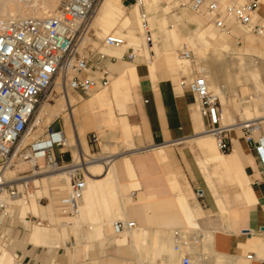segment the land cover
I'll return each mask as SVG.
<instances>
[{"label":"crops","instance_id":"1","mask_svg":"<svg viewBox=\"0 0 264 264\" xmlns=\"http://www.w3.org/2000/svg\"><path fill=\"white\" fill-rule=\"evenodd\" d=\"M133 8L134 5L132 6ZM148 10H150V7H148ZM258 15L264 20L262 15ZM198 18H200L202 27H204L203 24L206 23L207 19L204 15L200 17L199 15L193 16L194 21L198 20ZM183 37L185 38L186 36ZM183 42L184 40L180 38L172 40V44L187 46ZM162 44L163 41L159 39L158 48L160 53L164 54L165 48ZM124 53L125 51L114 49L109 50L107 55L114 57L118 61V67L112 76L118 75L127 65L134 64L136 67L137 83L130 87L131 99L122 115L136 128L138 133V124L132 123L129 119V115L136 111L143 127L145 138L144 146L131 155L142 151L153 152L149 155L135 158L131 155L124 156L119 162H116L115 158L113 159L116 180L122 185L126 203L122 208V217L116 218L114 221L124 217L131 220L130 218L133 217L136 225L146 230L147 237L145 239L133 237V231L130 230L127 231L128 236L126 238L120 237L121 240L119 235L115 238L105 237L89 242H78L76 240L77 243L88 245L90 250L94 247L95 242H99L103 247L101 254L106 258L104 264H123L122 260H130L135 264H179V256L173 250L171 232L174 227H178V224H183L179 227L185 229L186 221L189 219L197 227L193 232H199L202 237L205 234L209 238L210 248L214 252L211 255L212 264L216 261V253L226 255L229 264H264L263 166L252 145L244 138L241 127L231 129L232 148L230 152L222 153L216 145L215 137L214 141L212 139V143L205 139L209 132L206 127L205 129H198L199 114L196 110L193 112L189 92L183 91L182 88L184 87L182 84L179 87L175 83L177 80L175 76L183 74V72L181 70H173L166 65L163 57L156 58L154 51H151V54L155 62L146 60L143 52L141 53L144 58L136 59L137 63H134L135 61H125ZM164 68L165 76L159 79L158 72ZM74 96L78 99V96L75 94ZM80 97L82 98V96ZM93 98L87 100L81 106L86 113L85 116L80 114L82 120L79 119L84 133L91 130L90 128L96 129L92 118L93 110L89 107ZM72 107L70 110H73ZM64 125L65 122L61 124L59 129L63 128L65 130L66 127ZM117 135L122 134L116 132ZM81 141L82 139L79 141L80 147L82 142L84 145V141ZM185 142H189L190 146H184L183 150L197 149L199 152L200 169L199 171H193L197 175L194 177L184 168L186 165L184 156L187 157L188 154L184 151L183 155L174 148V146ZM81 149H83V146ZM57 156L63 158L59 151H57ZM126 158L131 160V167H129ZM168 161H170V167ZM161 164L166 167V176H168L167 173L170 170L173 177L171 183L169 182L170 179H167L169 177H162L159 169ZM188 164L195 167L198 163L193 159ZM180 167L184 168L185 175L181 173ZM202 174L205 179L200 176ZM99 178H103V175H99ZM219 181L230 183L236 189L239 204H233L230 201L229 193L220 189ZM132 182H137L138 186L132 188L130 186ZM53 190H57V187H54ZM57 194L60 193L57 192ZM142 195L147 198L153 197L154 199H138ZM134 197L137 198L135 199ZM169 197L173 199V207L177 206L172 209L173 213L170 211L173 218L170 217L167 220L164 215L166 211L158 210L155 205V199ZM52 210L55 211V208L53 207ZM44 213L49 217V213L41 208L39 215ZM177 213L179 214L178 216ZM18 216L22 218L20 214ZM176 216L181 223H177ZM22 219L21 221L26 222L25 218ZM56 219L59 220V216ZM66 226L65 234L63 227L61 230L54 227L52 232L48 231V228L41 229L39 227L40 243H36L32 239L33 231L36 228L33 226L26 243H24L23 248L16 250L14 258L0 245V264H11L13 260L14 264H76L75 261L78 262L82 253L85 252L86 255H89L87 253L88 248H85V250L76 249L70 258L67 256L66 261H61V263L57 262L59 252H53L54 249L61 245L67 246L70 226ZM27 230L25 226H14L7 223L3 227L5 238L0 239H11L12 242H17L23 238ZM17 231L19 233L16 238ZM31 244L34 246L30 248ZM111 244L115 246V255L113 256L107 251V247ZM41 246H49L51 248H40ZM126 246L132 251L133 258L128 259L123 254L125 251L123 247ZM5 253L7 255L6 259L2 260L1 255ZM171 253H174V256L170 255ZM250 255H254V258L250 259ZM109 257H115L114 261H107ZM96 260L94 257L87 264H92Z\"/></svg>","mask_w":264,"mask_h":264},{"label":"built area","instance_id":"2","mask_svg":"<svg viewBox=\"0 0 264 264\" xmlns=\"http://www.w3.org/2000/svg\"><path fill=\"white\" fill-rule=\"evenodd\" d=\"M103 1L60 0L54 15L47 18L0 17V170H9L20 163H32L37 167L40 160L50 170H65L69 187L62 198L61 208L69 216L80 213L87 187L84 165L72 156L70 162H62L57 156V151L64 158L71 150L63 128H55L52 123L43 134L33 139L30 137L40 108L55 85H65L66 89L80 96H89L108 85V56L86 44L94 15ZM163 3L170 7L168 14L172 15L178 10L205 12L209 21L222 32H230L234 26L255 34L264 31V25L256 18L258 0L241 3L237 0H168ZM135 4L140 7L145 38L153 44L147 0H135ZM104 41L110 47H123L127 43L121 35H108ZM128 51L127 58L131 62L144 58L133 47ZM177 52L180 58L196 62L197 57L188 46ZM181 84L198 101L203 117L209 121L207 130L215 137L219 150L230 152L232 130L222 125L220 98L210 92L205 76L196 71L191 80H182ZM260 128V124L251 123L242 128V133L255 150L264 173V133L257 134ZM90 141L98 144V135L93 133ZM29 175L23 171L6 178L0 173V238H5L3 227L14 216L15 202L28 188L25 177ZM32 221L43 224L37 219ZM135 226V221L120 220L115 222L114 231L122 234ZM175 240L174 249L181 253L179 264H199L191 253L184 252L189 237L177 233ZM249 258L253 259L254 255Z\"/></svg>","mask_w":264,"mask_h":264},{"label":"bare ground","instance_id":"3","mask_svg":"<svg viewBox=\"0 0 264 264\" xmlns=\"http://www.w3.org/2000/svg\"><path fill=\"white\" fill-rule=\"evenodd\" d=\"M19 1L21 2L20 4L24 3V4H26V6H28L27 4L31 5V3H34L36 6V9L33 8V10H31V9L21 10L18 8H14L15 3L19 4ZM224 1L226 2L227 0H224ZM237 1L239 3H241L244 0H237ZM59 2H60V0H58V1L57 0H0V17L9 18V19H11V18H22V17L47 18V17L54 15V13L56 12V10L58 8ZM161 2H162V0H147L148 6L153 7L156 11L159 10V6H160ZM258 2H259V7L256 11V18L261 19L258 14L262 15V17L264 18V0H258ZM12 5H13V7H12ZM32 6H31V8H32ZM134 9L139 10V22H138V17H137V23H139L138 25L141 27V30L143 31V32H141V30H140V32L144 34V24H143V21H142L141 16H140L139 5L134 4ZM164 9H166L168 11V7H165ZM198 14H201V15H204L205 17H207L205 12H199ZM201 15H199V17ZM166 19H167L166 17L160 18L158 20V24H157L158 29H159V33L161 35L160 37L162 38L161 41H163L165 48H166L164 51L165 52L164 54L160 53L159 48H158V44H157V40H153V44H154L153 46H152V44H149L146 40L148 48L145 49L143 47L145 50L144 51L138 45V43L141 41L140 36L127 34V33L119 32V31L118 32L120 33L121 36L128 38L130 40V42L133 43L132 44L133 46H135L136 48H139V50H137L136 52L139 54H141V52H143L146 60H148V61L153 60L155 62L154 57H152V54H151V51H154L156 54L155 57L156 58L163 57L165 64L170 66L173 70H181L184 75L192 76L193 71H192L190 61L184 60L185 62H180V60H178L177 57L172 56L173 52H170L174 49L173 44H172V40L179 38V32L177 30H175L174 28H169L167 25ZM119 21L122 24V26L125 28L131 25V18L126 14L125 7L123 6L122 1L121 0H104L102 2L101 6L99 7L97 13L94 15L92 25H93V23L98 24V25H101L103 27L102 29L110 30ZM196 21L200 25V27H197L199 29L196 32L197 33L196 37L201 42H203L205 44V47H198L197 45H195L192 42L193 45H195L193 47H195L196 51L198 52V54L200 55V57L202 59V69L204 70L202 74L205 76L206 80L208 81L209 89L213 90V92H215L214 94L218 95L220 98L221 107H222L221 110L224 112L226 109H232V107H234V105H233V103L235 102V99L233 98L234 96H236V97L238 96V98H237L238 104L239 103L244 104L245 111L249 112V105H253L254 107H257L258 102H256L257 101L256 98L259 99L260 94L258 93V95H254L255 93L253 94V93L249 92V96H246L245 95L246 91L245 90L243 91L240 87L241 85H243L245 83V80H246V78L242 75V67H243V64L244 65L249 64V63L245 62V59H246L245 56H247V53L243 54V55L241 54L242 56H240L238 58H230V56L232 54L230 53L231 48H230V43L228 40H222L221 41L222 47H220V48L215 47V48H212V50H211V48H208V47H210L209 45H211V42L206 38L207 32L202 28V22L200 21V18H198V20H196ZM148 23H149V27H152V18L150 16L148 18ZM263 25H264V23H263ZM150 29L152 31L153 28H150ZM107 33H108V31H107ZM247 33L249 34L248 31H247ZM208 35L210 37H216V40L219 39V36L216 35L215 33H210ZM261 35L263 37V38H261L262 39L261 41H264V31L262 32ZM249 36H250V34H249ZM249 36L247 37V39H249L251 41L252 48L259 46V45H256V43H255L257 40L254 41L252 39V36L251 37H249ZM152 38H153V33H152ZM189 39L191 40L192 38L190 37ZM143 43H145V42H143ZM149 46H152V47H149ZM123 47H127V43ZM182 47L183 46H181V48ZM249 51H250V49H249ZM255 55H253V56L255 57ZM262 57H263V54H262ZM257 59L259 60V58H257ZM257 67H258V65H257ZM256 68L251 67L249 69L253 73L252 76L257 79V77H259L258 74L260 71H259V69L257 70ZM207 71H209L211 80L205 75ZM111 76H112V74L109 75V80L111 83L110 88L107 90L96 93L89 107L91 108V110H93V111L96 110L99 113V115L92 117L94 124H95V127L98 131L106 129V128L108 129V127L110 129H116V132H118V134H119V132H120V134H122V135H117L116 137L124 136L125 139L128 140L129 133L131 132V124L124 117L118 118L117 115L115 114L116 113L115 110L116 109L119 110L118 112H120L121 115H122V113L125 112V107L131 99L130 87L133 84L137 83L136 67L134 64L127 65L126 68L122 69V71L118 75H114V76H112V78H111ZM259 78L261 79V77H259ZM248 82H250V80H248ZM253 82H254V80H253ZM253 82H252V84H253ZM257 85H259V84H257ZM59 87H62V86L59 85ZM62 88L65 92L64 97L61 98L59 103L56 106H54L51 110H48V109L45 110V108L44 109L42 108L44 106H42L41 107L42 109H40L42 111H39V114L37 115V118L35 120V125H39L42 121V116H44L46 114L49 115V119H46L47 125L53 119L59 117L60 115L63 116L64 122H65V127H66L67 131L69 132V137L66 134V143L74 151L75 161H81L82 164L84 165V169L86 171L85 176H86V181H87V187H86L84 195L82 197V202H81V206H80V213L77 216H69L67 214H64L62 211V208H61L62 199H60V198L52 199L48 206H44V205H41L38 203V200H37L38 197H43V196L45 197L47 195H50V184H49L50 181L54 180L57 182L58 181L63 182L66 184L65 190L68 189L69 177H68V174L65 170H60L57 173H53V174L43 175V176H40V178L33 180L35 182V184L38 185V187H40V189H37L36 192H34L33 194H29V191H28V194L32 195L30 201L27 199H26V201H23L24 197H26L28 195V194H26V195H23L22 197L18 198L15 203L17 204V206H19V205L21 206V208H22L21 216H22V218H25L27 223H28L27 216H26L28 213L27 211H32L35 215H39V211L42 208L44 211H47V213H51L54 205L56 207H58V210L56 213H57V215H59V220H57V221H59V223L62 226L72 224L76 228V231H79L81 233L84 225L86 223H88L89 225L87 228H85V232H82L83 237L85 239H87L86 242L94 241L96 239L105 238V237L106 238H115L119 235H120L119 238L120 237L126 238L128 236V234H126L127 231L122 233V234H116L114 231V224L116 222V221H114V219L122 217V215H121L122 214V208L126 204L124 201V195L122 192V185L119 184L116 180L115 169H114V164H113L114 158H112L113 157L112 155H115L117 152H112L111 155L106 156L105 157L106 160H97V159L94 160L93 158L87 157L86 155L82 154L83 152H81L79 141L84 136L83 126H82V123L80 122L79 118H78V120L75 119L74 111L70 110L71 106L75 105L77 103L78 99L74 95L70 94V92L72 93V91L66 89L65 85H63ZM244 88H246V87H244ZM248 88L249 87H247V89ZM57 89H58V87H57ZM247 91H249V90H247ZM253 97L255 100L253 99ZM261 102H263V100ZM260 104H262V103H260ZM66 108L69 109V116L63 114V111ZM256 111H257V109H256ZM75 112H77V111L75 110ZM47 115H46V117H47ZM255 119L259 120V121H255V122L253 121L252 123H256V124H260V125L262 123L264 124V116H260V117L254 118V119H251V118H249L247 120L244 119L245 121L243 120V122H241V123L233 122L232 124H228L225 126H228L229 129H233V128H237V127H241V129H242L244 126L251 124L250 121L255 120ZM248 122H250V123H248ZM221 123H222V121H221ZM222 125H223V123H222ZM198 129H205V125H204L202 115H199ZM132 132H133V130H132ZM105 134H107V133H105ZM258 134H260V130L258 131ZM107 137H108V135H106V138ZM129 139H131V138H129ZM205 139L207 141H211V143H212V139L214 141V136L212 133H209L205 137ZM106 140H110V138L109 139L107 138ZM106 140H105V143L107 142ZM110 141L108 142L109 144H110ZM109 144L106 143V145H107L106 148H109V149L112 148L113 149L114 147L112 145H109ZM216 145H217V143H216ZM222 153H225V152H222ZM221 157L223 158V156H221ZM126 161L129 165V167H131V160L129 158H126ZM42 163H43V160H40L38 162V164H42ZM26 165L30 166L31 168H34L33 167L34 164H32V163H20V164L16 165L15 167H13L9 170H5L3 173V176L6 178L13 177L14 175H17V172H22L20 170H22L24 167L27 168ZM164 165H165V163H164ZM39 173L40 172H35V173L25 177V178L30 179L29 178L30 176L32 177L35 174L39 175ZM131 173H132V171H131ZM99 175H103V178H99ZM167 175L168 176H166V178L169 177L167 179H170L169 182L171 183V179H173V177H172V174L170 173V170H169V173H167ZM26 184L28 185V180L26 181ZM168 185H169V183H168ZM19 186L22 188L21 185H19ZM130 186H132V188H136L138 186V183L132 182ZM83 199L85 201L84 204H83ZM138 199L144 200V199H154V198L153 197L147 198L144 195H142ZM155 205L159 211H166V213L164 215L166 216L167 220L170 219V217L172 215V214H170V211H171V213H173L172 209L176 208V206H177L176 205L175 207H173L174 205H173L172 197L163 198V199H155ZM183 211L185 212V210H183ZM178 215L179 214L177 213V216ZM177 216L175 217L177 223H181L180 219H178ZM171 218H173V217H171ZM120 220L121 221H131V220L126 219V217L118 219L117 221H120ZM186 223L189 226L188 227L189 229H184L182 227H176L172 231L173 250L179 256V260H180L181 253L177 252L174 249V243L176 241L175 237H176L177 233L186 234L190 239L189 245L187 246L186 249H184V252L191 253L192 256L198 261L199 264H212L211 263V255L214 252L210 248L209 238L205 234L202 237V235L199 232H196V231L193 232L195 229H197V227H196V224L192 223V221H190L189 219H188V221H186ZM35 225L37 228H35L33 231L32 239L34 242L40 243L41 238H40V235L38 233L39 227L49 225V223L48 224H41V225L35 224ZM86 226H87V224H86ZM135 227H134V229L131 230V231H133L132 232L133 237H136V238L140 237V238L145 239L147 237L146 230L144 228L139 227L138 225H136ZM112 228H113V233H111ZM63 229H64V234H65V230H66L65 227H63ZM79 232H77V233H79ZM121 238H120V240H121ZM64 240H66V239H64ZM87 248L89 251L88 245H87ZM193 249H197V252L199 251V253L195 254L192 251ZM170 255L174 256V253H171ZM215 255H216L215 256L216 261L214 262V264H229V260H228V257L226 255H223L220 253H216ZM6 256H7L6 253L1 255V259L5 260Z\"/></svg>","mask_w":264,"mask_h":264},{"label":"rangeland","instance_id":"4","mask_svg":"<svg viewBox=\"0 0 264 264\" xmlns=\"http://www.w3.org/2000/svg\"><path fill=\"white\" fill-rule=\"evenodd\" d=\"M121 1H122V4L125 6L126 14L131 18V25L125 28V27L122 26V24L119 21L118 23H116V25H114L115 27L113 26L110 30H105V29H102L103 27L101 25L93 23L92 31L88 35V37L86 38V44H90L91 47L95 51H100L101 53H103L105 55H107L109 50L119 49L121 51H125L124 60L125 61H129L128 58H127V54L129 52L128 48L129 47H133V48H135L136 51L139 50V48H136L135 46H133L132 45L133 43L130 42V40L128 38L124 37L126 39V41H127V47H110V46H107L105 44V41H104L105 37L107 35H120L119 32H123V33H127V34L140 36L141 37V41L138 43L139 47H141V49H143V50H144V48L145 49L148 48V45H147L146 39H145V35L143 33H141L143 31L141 30V27L138 25L139 23H137V17H138V22H139V10L134 9V8L132 9V6L135 4V0H121ZM166 1H168V0H162V2L160 3L158 11H156L153 7H150L149 16L152 18V21H153L152 22V27H150V28H153L152 29L153 40H157V44H158V40L162 39L160 37L161 35L159 33V29H158V25L157 24H158V20L160 18H165L166 17L167 18L166 20H167L168 27L169 28H173L174 27V29L179 32V38L181 40H184L183 43H186V45L194 52L195 56L197 57L196 62H192V63L190 62L191 67H192V71H193V75L192 76L183 75V74H177L175 76V79H177L175 83H177L178 86L180 87L182 80H185L186 82H188L189 80L192 79V77L194 76V73H196V71H200L201 74L204 71L202 69V59H201L200 55L198 54V52L196 51L195 47H193L195 45H197L198 47H205V44L203 42H201L196 37L197 36L196 32L199 29L197 27H200V25L196 21H194L192 19L195 14L196 15H201V14L193 13V12H189V11H185V10H178L177 13H175L174 15L168 14L169 11H170V7H168V11H167L166 9H164L167 5L163 3V2H166ZM184 1H188V0H184ZM20 3H21L20 1H19V4L15 3L14 8H18V9H21V10H27V9L33 10V8L36 9V6H35L34 3H31V5L27 4L28 6H26V4H24V3H22V4H20ZM31 6H32V8H31ZM12 7H13V5H12ZM205 18L208 21L206 20V23L203 24L204 27H202V28L207 32L206 38L211 42V45H209L210 47H208V48H211V50H212V48H215V47H217V48L219 47L220 48V47H222L221 41L222 40H228L229 43H230V48H231L230 53L232 54L230 56V58H238V57L242 56L243 54L247 53V56H245L246 57L245 62H247L249 64H245V65L243 64V67H242V75L246 78V80H245V83L243 85H241L240 87H241V89L243 91L244 90L246 91L245 92L246 96H249V92L253 93V94L255 93L254 95H258V93L260 94L259 95L260 96L259 99L256 98V100H257L256 102H258V106L254 107L253 105H249V112L245 111L244 104H242V103L238 104L237 103L238 102L237 101L238 96L237 97L234 96L233 97L235 99V102L233 103L234 107H232V109H226L224 112L221 110V112H222L221 121H222L223 125L225 126V125H228V124H232L233 122L241 123V122H243L244 119L245 120H247L249 118L254 119V118H257V117H260V116H264V86H263L264 85V58H263L264 57V50H263L264 49V41H261L262 40L261 38H263L262 35L249 32V34H250V36H249V34L247 33L246 30H244L243 28L238 27V26H234L231 29L230 32H222V31H219L218 29H216V27L213 25V23H211L209 21V19L207 17H205ZM259 20H260L261 24L264 23V20H261V19H259ZM172 24H173V26H171ZM236 27H237V29H235ZM140 30H141V32H140ZM107 31H108V33H107ZM212 32H215V34L219 36L218 40H216V37H212V39H211V37L208 34H210ZM183 36H186L187 38L186 37L184 38ZM248 36L249 37L252 36V39L254 41L257 40L255 43H256V45H259V46L252 48L251 41L249 39H247ZM190 37L192 38L191 40L189 39ZM143 42H145V43H143ZM192 42L195 45H193ZM162 45L165 48L164 43ZM173 48L174 49L172 51H170V52H173L172 56L177 57L178 60H180V62H185L184 59H181L180 56H178V52L177 51L181 48V46L177 45V44H173ZM248 48L250 49V51H249ZM262 54H263V57H262ZM141 55H143V54L141 53ZM253 55H255V57ZM107 56L108 57L106 58V64H107L108 73H109V75L110 74H114L116 72V68L118 67V61L116 59L115 60H111L110 56L109 55H107ZM257 58H259V60ZM138 59H142V58H137V60ZM137 60L134 63H137L138 62ZM144 64L147 66V63L145 61H144ZM257 65H258V67H257ZM251 67H255V68L257 67L256 69L257 70L259 69L260 72H259L258 76L261 77V79L259 77H257V79H256V78H254L252 76L253 73L249 69ZM205 75L211 80L209 71H207ZM158 76H159V79L160 78H164V76H165V68L158 72ZM248 80H250V82H248ZM253 80H254V82H253ZM252 82H253V84H252ZM257 84H259V85H257ZM110 86L111 85H110V80H109V83H108V85L106 87L98 88L97 90H95L89 96H82V98L80 97V95L78 93H73V92L71 93L70 92V94H72V95L75 94L76 96H78V99H79L78 103H76L73 107L71 106L73 111H74L75 119L78 120V118H79V119L82 120L81 116H85L86 115L85 111L81 107L83 103H85L87 100H89L92 97H94L96 93L109 89ZM57 87H58V89H57ZM244 87H246V88H244ZM247 87H249V88L247 89ZM182 89H183V91L189 92L186 88H182ZM247 90H249V91H247ZM210 92H213V90H210ZM213 93H215V92H213ZM188 94H189V97L191 99L190 102L192 104L193 112H194V110H196L199 115H202L201 109H200V105H199L198 101L196 100L195 96L191 92H189ZM64 95H65V92H64L63 88L59 87V85H55L53 87L52 91H50L47 94V99L42 104V106H44V107H42V106L41 107L43 109L45 108V110L46 109L51 110L54 106H56L59 103V101L61 100V98L64 97ZM254 97H253V99H254ZM262 100H263V102H261ZM260 103H262V104H260ZM42 108H40V109H42ZM221 109H222V107H221ZM256 109H257V111H256ZM75 110L77 112H75ZM40 111H42V110H40ZM118 111L119 110H117V109L115 110V112H116L115 114L117 115V117L118 118L124 117ZM92 112H94V113H92L93 117L99 115V113L96 110H94ZM63 114L69 116V109L66 108L63 111ZM80 114H81V116H80ZM46 115L42 116L41 123L39 125H36V127L34 128V131L32 132V135H31L30 139H33V138L38 137L39 135L43 134V132L45 131V129L48 127L49 124L53 123L52 125H54L55 128H59L61 126V124L64 123L63 116L60 115L59 117L53 119L47 125L46 124V122H47L46 119H49V115H47V117H46ZM129 119H130V121L132 123L138 124V126H139V130H138V133H137L136 128H134L131 125V132L129 133V138H131V139L128 138V140H126L124 136L116 137V129H110L109 127H108V129L106 128V129H103V130H99L100 132L97 129H95V128H90L91 130H88L87 132H85L84 136L82 138V141H84V145H83V142L81 141L82 142L81 147L83 146V149H81V147H80L81 152H83L82 154L86 155L87 157L93 158L94 160H96V159L97 160H106V158H105L106 156L111 155L112 152H117L115 155H112L113 156L112 158H115L116 162H119L121 160V158H123L124 156H130L133 152H135L139 148H142V146H144L145 135H144V132L142 130L143 127H142V125L140 123V119L138 118V115L136 114V111H134L133 113H131L129 115ZM203 119H204V123H205L206 129H209V125H208L209 121L206 118H204V117H203ZM253 121L255 122V121H259V120L255 119V120H252L250 122L252 123ZM250 122H248V123H250ZM263 126H264V124L262 123L261 124V128H260L261 133H264ZM226 127H228V126H226ZM132 130H133V132H132ZM65 132H66L67 136L69 137V132L66 129H65ZM93 133H96L98 135V137H99L98 144L92 143L90 141V138H91ZM105 133H107V134H105ZM209 133H211V132H208V134ZM257 134H258V132H257ZM106 135H108L107 138L108 139L110 138L111 141L110 140H106L107 139ZM105 140L107 141L106 142L107 144H109L108 142L110 141L109 145H112L114 148L113 149L112 148L111 149L106 148L107 145L105 143ZM184 146H188L189 147L190 146L189 142L178 144V145L174 146V148L176 150H179V152H181V154H183V155H184V151H185V153L188 154L187 157L184 156V162L186 163L184 168H186L190 172L192 177H194L196 174L193 173V171H195V170L199 171V169H200L199 161H198V155H199L198 153L199 152H198L197 149H191L190 150L191 152L189 151V149L188 150H183ZM152 152L153 151H146V152L142 151L141 153H138V154H135V155H131V156L134 157V158L137 157V156H146V155L151 154ZM66 155L67 156L64 157V158H62L60 156V160L61 161L63 160L62 162H70L71 156L75 160V153H74V151L72 149L70 150V153H67ZM66 158H67V160H65ZM193 159L198 163L195 167L193 165L188 164V163H191V161ZM38 165H37V167H34V168H31L30 166L26 165L27 168L24 167L22 170H20L22 172L25 171V173H28V174H32V173H35V172H40L39 175L35 174L32 177L30 176L29 177L30 179H26V180H28V188L26 189L27 191L24 193V195L28 194V191H29V194H33L34 192H36L37 189H40V187H38V185H36L33 180L40 178V176L47 175V174H53V173H57L58 171H60V170H56V171L50 170L45 165L44 162L42 164H38ZM168 165L170 167V161H168ZM184 168L180 167V171H181V173L183 175H185ZM159 169L161 171L162 177L165 178L166 177V174H165L166 167H164V165L161 164V165H159ZM0 173L3 175L4 170L1 169ZM18 173L19 172H17V174ZM200 176H202V178H204L203 174L200 175ZM58 182L54 181V180L50 181V183H49L50 184V195H47L45 197L44 196L43 197H38L37 200H38L39 204L46 206V205H49V203L51 202L52 199H58V198L62 199L66 195V193H67V190H65L66 184L63 183V182H59V183ZM218 184L220 186V189L223 192H228L229 193L230 201L233 204H239V201H238V198H237V195H236V189H234V187L230 183L219 181ZM54 187H57V190H53ZM57 192H59L60 194H57ZM29 194L26 197H24L23 201H26V199L29 200V201L31 200V196L32 195H29ZM134 198L136 199L137 197H134ZM54 208H55V211L52 210V212L49 213V217L46 216V213H44L43 215L42 214L41 215H35L32 211H27L28 212V214H27L28 223H26L25 221H21L23 219L19 218V216H18V214H20V216H21V213H22L21 206L20 205L19 206H15L14 207V211H13V215L14 216L9 221V223L14 225V226H25V227H27L28 230L24 234V236H23V238L21 240H18L17 242H12L11 239H7V240L6 239H0V245L2 247H4L14 258L16 250L23 248L24 243H26L28 235L31 232L33 226H34V228L36 227V225H35L36 222H33V221L30 222V220H34V219L42 221L43 224H48L49 223V225H45V226L40 227L41 229L48 228L49 229L48 231L52 232V229L54 227H57L59 230H61L62 227H65L66 225L62 226L59 223V221H57L56 218L59 215H57L56 212H57L58 209H57V207L55 205H54ZM130 219L132 221H134L133 217H131ZM86 224H87V226H86ZM86 224L84 225L81 233L79 231H76V228L73 227L74 225H72V224L69 225L70 226L69 227V229H70L69 233L70 234H69V240L67 241V246L61 245L58 248L54 249V251H53V252H59V255H62V256L58 255V261H57L58 263H61V261L65 262L66 259H67V256L70 258L71 255L74 254V251L76 249L85 250V248H87V246L83 245L82 243H77V241L78 242L87 241V239H85L83 237V233H82V232H85V228H87L88 225H89L88 223H86ZM182 225L183 224H178L177 226L179 227V226H182ZM66 227H65V229H66ZM188 227H189L188 225H185V229H189ZM77 232H79V233H77ZM18 233H19V231H17V234L15 236L16 238L18 237ZM65 233H66V230H65ZM111 233H113V228L111 230ZM172 244H173V242H172ZM33 246L34 245L31 244L30 248L33 247ZM46 247L51 248L49 246H41L40 248L48 249ZM114 248H115L114 244H111V245H109L107 247L108 253L112 254V256L115 255ZM123 248L125 250L123 252V254L126 256V258H128V259L129 258H133V253L129 249V247L126 246V247H123ZM102 249H103V247L99 244V242H95L94 247H92L87 252V253H89V255L88 254L86 255L85 252L82 253L80 255V258H79L78 262L75 261V263L76 264H87V263H90L92 258L95 257L97 260L94 263H92V264H104L106 258H105V256H102V254H101ZM192 251L195 254L199 253V251L197 252V249H193ZM119 254H121V253H119ZM114 258L115 257H109V258H107V261H114ZM178 262H179V258H178ZM122 263L123 264H135V263H133L130 260H124V261L122 260ZM11 264H14V260L12 261ZM176 264H178V263H176Z\"/></svg>","mask_w":264,"mask_h":264}]
</instances>
